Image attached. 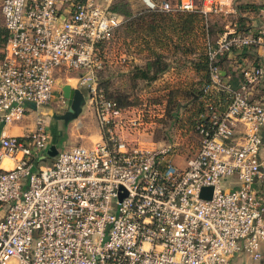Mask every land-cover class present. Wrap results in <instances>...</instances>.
I'll use <instances>...</instances> for the list:
<instances>
[{"label":"built area","instance_id":"obj_1","mask_svg":"<svg viewBox=\"0 0 264 264\" xmlns=\"http://www.w3.org/2000/svg\"><path fill=\"white\" fill-rule=\"evenodd\" d=\"M112 1L0 0V264H257L264 26L227 28L208 45L204 91L226 92L231 101L202 117L199 149L179 166L171 146L147 150L137 142L161 116L145 105L119 107L97 87L96 45L119 25ZM139 1L206 19L237 14L235 0L229 10L218 0ZM247 51L256 52L254 64ZM225 62L240 68L236 87ZM69 73L81 74L77 82L91 96L100 142L73 145L47 162L50 137L39 110L53 100L56 78ZM31 113V130L5 135ZM206 187L209 199L201 197Z\"/></svg>","mask_w":264,"mask_h":264},{"label":"trees","instance_id":"obj_2","mask_svg":"<svg viewBox=\"0 0 264 264\" xmlns=\"http://www.w3.org/2000/svg\"><path fill=\"white\" fill-rule=\"evenodd\" d=\"M110 10L117 14L119 25L107 40L96 45V56L101 62V68L96 72L98 89L102 91L104 99L119 107L162 105L163 114L160 118L154 117V126L166 119L178 137L175 155L185 159L192 157L199 149L200 135L196 127L205 120L202 117H209L211 111L223 113L231 101V96L226 92L204 91L210 83L207 47L217 40L221 31L218 25L223 24L217 17L209 20L196 11L166 12L144 7L134 11L128 0H113ZM118 30L122 32V50L132 59L142 60L143 64L134 65L131 61L130 65H125L126 72L121 75L123 81L117 86V91L111 92L108 85L112 76H105L101 80L98 78L99 72L109 66V62L99 58L98 50ZM237 30L245 31L241 28ZM212 35L217 37L213 39ZM5 37L6 31L0 26V48ZM120 61L125 62L122 58ZM170 69L171 80L154 89L151 98L139 95L141 88L149 86ZM146 120L150 121L147 115ZM193 134L197 137L196 146L190 141ZM262 192L264 196V188Z\"/></svg>","mask_w":264,"mask_h":264},{"label":"rangeland","instance_id":"obj_3","mask_svg":"<svg viewBox=\"0 0 264 264\" xmlns=\"http://www.w3.org/2000/svg\"><path fill=\"white\" fill-rule=\"evenodd\" d=\"M128 2L132 5V9L139 10L140 7H143L141 2L139 0H128ZM2 19L0 14V26L2 25ZM223 25H218L220 28L219 35H221L225 29ZM217 36L212 35L211 38L215 39ZM122 38V32L118 30V32L114 33V36L108 40L106 43L101 44V47H99L98 50V56L99 58H102V60H106L109 62L108 68L105 69V71H101L98 74L99 80L104 79L105 76H112V79L110 81V84L108 85L109 91H117V86L121 84V81H123V76H121L122 70L126 69L125 65L134 62L132 59V56H129L128 53L124 52L122 48L120 47V40ZM122 50V51H121ZM123 52V54H121ZM121 54V55H120ZM125 56V62L120 61L122 56ZM105 56V58H104ZM132 61V62H131ZM81 74L79 73H69V74H61L59 79L60 85H68L73 89H80L84 96H85V102L82 107V112L78 116L76 120H73L69 122L65 127H62V122L58 121L55 116H59L63 113L64 105L62 101L61 96V90L60 87L57 89L59 92L55 93L53 96V100L45 106L44 108H41L39 110V114L42 117V119L45 121L44 124L46 126V129L48 130L50 139L48 143V151L46 152V160L51 161L54 159L57 150H61L63 148H69L72 145H83V146H91L92 144H95L97 142H100V127L97 120V115L95 112V108L93 106V103L91 102V96L87 93V91L81 87L77 79ZM161 86V85H160ZM156 86L155 88H158ZM143 89V88H141ZM154 91V90H153ZM146 91L145 94L142 97L151 98L152 91ZM145 100V99H143ZM142 100V101H143ZM146 101V100H145ZM27 107L29 110H34L35 107L33 104H28ZM147 107L154 115L162 116L163 113H161L163 106H153L148 105ZM43 113V114H42ZM29 115V114H28ZM31 118L28 119H22L21 122L17 123L16 127L19 125V127H22L23 134L31 130L34 122L35 114H31ZM159 118V117H156ZM154 120V119H153ZM162 123H157L156 126H153L151 130L148 132L141 134L140 136H135L137 139V142L139 146L143 149L147 150H159L166 146H171L174 148L177 146L178 137L175 134L176 132L169 126L168 121L166 119L161 120ZM156 124V122H155ZM26 126V127H25ZM54 127H58L56 130L59 132V140L54 141L53 139V133H54ZM55 131V132H56ZM57 134V133H56ZM125 138L132 140L134 136L125 135ZM196 140L197 137L195 134H193L190 138L191 144L196 146ZM264 158V154L262 155ZM176 157V160H173L174 164L179 165V161L182 162V159L185 158L177 156L174 154V158ZM181 165V164H180ZM264 188V184L262 186V191Z\"/></svg>","mask_w":264,"mask_h":264},{"label":"crops","instance_id":"obj_4","mask_svg":"<svg viewBox=\"0 0 264 264\" xmlns=\"http://www.w3.org/2000/svg\"><path fill=\"white\" fill-rule=\"evenodd\" d=\"M171 1H174V0H171ZM218 1L222 4H225L224 8H226V10L230 9L229 4H230L231 0H218ZM235 1L237 3V7H236L237 8V14L236 15L230 14V15H227L224 17L218 16V15H210L208 19L212 20L213 17L219 18L218 20H220L221 24H224L223 27L225 30L227 28L235 27L236 29L241 28V29L247 31V30H250V29L255 28L257 26H260V25L264 26V0H235ZM237 18H239V20H237ZM244 56H245V60H246L247 65L248 64H254V62L257 60V54L255 51H250V52L247 51V52H245ZM234 59L237 60V57H234ZM122 60L125 61L124 55L122 56ZM133 61H134L133 62L134 65L143 64V61L140 59L134 58ZM223 66H224V69L226 70V72L231 75L232 85L236 87L240 81V78H239L240 68L236 67V66L230 67L227 64V62H225ZM125 72H126V69L122 70V73H125ZM171 72L172 71L170 69L169 71L164 73L159 79L150 83L149 86L144 87L142 89V91L139 93V95L147 96L149 94H145L146 91H149V92L153 91L154 89H156L155 88L156 86H158V85L160 86L163 83H165L166 81L171 80ZM59 77L60 76H58L56 78V82H55V86H54V95H55V93H58L60 91V90L59 91L57 90L59 87H61V85L59 83V79H58ZM31 114H33V113H31ZM31 114L27 115L25 117V119L31 118V116H32ZM65 126L66 125L62 122V127H65ZM57 129H58V127H56V128L54 127V133L52 135H53L54 141L60 142V140L58 139L60 134H59V132L56 131ZM4 133H5V135L19 136V135L23 134V129H22V127H19V125H18L16 127L6 128L4 130ZM261 135L264 138V129L261 131ZM48 147L49 146H47L46 152L48 151ZM64 149H66V148H63L61 150H64ZM61 150L60 149L57 150V153ZM46 152H45V156H46ZM263 154H264V149L262 151V155ZM173 160H176V157L175 158L173 157ZM184 161H185V159L184 160L182 159V162L179 161V163L181 164V165L179 164V166H183ZM261 254H262V258L257 264H264V244L261 246Z\"/></svg>","mask_w":264,"mask_h":264},{"label":"water","instance_id":"obj_5","mask_svg":"<svg viewBox=\"0 0 264 264\" xmlns=\"http://www.w3.org/2000/svg\"><path fill=\"white\" fill-rule=\"evenodd\" d=\"M222 75H224V73H222ZM60 90L64 110L62 114L55 116V118L67 125L69 122L76 120L81 114L85 102V96L80 89H73L68 85H61ZM211 191L212 189L210 187L203 188L201 191V197L209 199Z\"/></svg>","mask_w":264,"mask_h":264}]
</instances>
